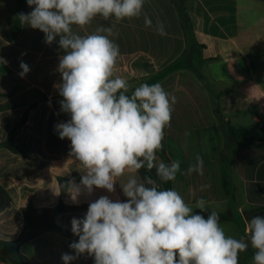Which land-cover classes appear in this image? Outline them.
Instances as JSON below:
<instances>
[{
	"label": "crops",
	"instance_id": "0c3cea01",
	"mask_svg": "<svg viewBox=\"0 0 264 264\" xmlns=\"http://www.w3.org/2000/svg\"><path fill=\"white\" fill-rule=\"evenodd\" d=\"M30 11L26 0H0V57L7 61L0 63V187L10 199L0 211V242L16 241L23 226L22 209L88 207L101 196L128 199L119 184L126 182L128 173L117 178L114 193L82 189L74 200L66 187L73 175L82 176L85 170L69 155L70 140H61L54 131V125L70 119L60 111L63 97L54 87L61 82L57 67L64 52L59 37L48 45L43 32L19 23L17 14ZM143 11L153 25L163 22L167 34L145 27L143 15L116 23L119 35L113 39L121 54L114 75L128 82L129 95L140 84L160 83L177 97L157 153L165 163L180 161L183 174L170 181V188L194 213L207 218L208 212L195 209L196 200L204 198L209 211L219 213L226 235L247 239L245 221L253 217L252 210L264 208V145L232 139L220 128L214 104L231 126L264 140V0H145ZM113 23L96 17L73 30L87 35ZM21 61L30 68L23 78L18 75ZM191 61L207 79L209 90L188 69ZM197 155L203 159L202 175L187 172ZM136 175L156 179L146 168ZM86 212L57 213L54 223L65 233L48 231L21 243L26 264H63L62 254H74L69 245L78 240L71 220ZM254 252L249 246L239 254V263L253 264ZM0 264L10 263L0 257ZM72 264H94V258L84 254Z\"/></svg>",
	"mask_w": 264,
	"mask_h": 264
},
{
	"label": "clouds",
	"instance_id": "9594fccd",
	"mask_svg": "<svg viewBox=\"0 0 264 264\" xmlns=\"http://www.w3.org/2000/svg\"><path fill=\"white\" fill-rule=\"evenodd\" d=\"M32 11L20 12L21 25L39 29L45 43L57 37L64 54L57 71L61 82L54 85L60 111L70 116L54 125L61 140L71 142L70 156L85 170L80 184L69 180L66 187L73 199L81 190L94 188L115 192L117 178L126 201L101 196L91 202L83 218H72L71 232L78 237L69 247L74 254H62L63 264H72L81 255L94 258V264H238L241 252L255 249L253 264H264V216L245 221L247 239L225 234L219 213L209 211L200 198L195 209L208 212L207 218L194 213L174 188L162 189L156 179H139L142 168L155 169L161 182L175 181L180 161L165 163L158 157L165 128L170 127L177 97L160 83H143L129 95L128 82L114 75L120 56L113 37L115 24L125 18L143 15L145 27L165 36L164 23L155 25L144 13L145 0H26ZM96 17L114 20L95 31L80 35L73 26H86ZM23 55V54H22ZM0 63L7 61L0 57ZM23 78L29 66L21 61ZM203 159L197 155L187 169L202 175Z\"/></svg>",
	"mask_w": 264,
	"mask_h": 264
},
{
	"label": "trees",
	"instance_id": "16d2710c",
	"mask_svg": "<svg viewBox=\"0 0 264 264\" xmlns=\"http://www.w3.org/2000/svg\"><path fill=\"white\" fill-rule=\"evenodd\" d=\"M182 13H184L182 11ZM188 19L185 16V13L182 14V23L184 26L187 25ZM192 51L191 54L194 53L193 46L191 47ZM188 69L192 71L196 77L200 80V82L204 83L205 87L209 90L210 85L207 79L203 76L200 72V68L197 66L196 63L191 61L188 64ZM158 81L157 79L154 80L152 83ZM214 113L220 128L226 132L232 139L238 141L244 145H257L261 146L264 145V140L257 139L254 137H250L248 133L240 128V127H233L227 121L224 120L222 115L219 113L217 109V105L214 104ZM24 116L22 117L21 121L24 120ZM5 147L10 148L8 144H5ZM153 176L158 179L155 173V169L150 170ZM72 180L80 182L81 176L73 175L71 177ZM159 181V179H158ZM164 186V189L170 188V182H161ZM66 184L65 180L60 181V185L62 190ZM10 204V199L4 192V190L0 187V211L7 207ZM88 209L87 206H66L63 204H59L56 208H27L22 209V216H23V226L21 232L14 242H0V257L6 259L10 264H26L25 258L19 252V246L21 243L28 241L38 235H41L48 231H55L60 233H65L63 229L57 227L54 223V216L57 213L65 212V211H86ZM264 216V208H257L252 210V216Z\"/></svg>",
	"mask_w": 264,
	"mask_h": 264
},
{
	"label": "built area",
	"instance_id": "2783aa9c",
	"mask_svg": "<svg viewBox=\"0 0 264 264\" xmlns=\"http://www.w3.org/2000/svg\"><path fill=\"white\" fill-rule=\"evenodd\" d=\"M238 264H240L239 261H238Z\"/></svg>",
	"mask_w": 264,
	"mask_h": 264
}]
</instances>
